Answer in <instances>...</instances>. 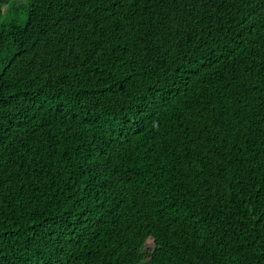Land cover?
Masks as SVG:
<instances>
[{"label": "trees", "instance_id": "1", "mask_svg": "<svg viewBox=\"0 0 264 264\" xmlns=\"http://www.w3.org/2000/svg\"><path fill=\"white\" fill-rule=\"evenodd\" d=\"M0 264H264V0H0Z\"/></svg>", "mask_w": 264, "mask_h": 264}, {"label": "snow or ice", "instance_id": "2", "mask_svg": "<svg viewBox=\"0 0 264 264\" xmlns=\"http://www.w3.org/2000/svg\"><path fill=\"white\" fill-rule=\"evenodd\" d=\"M150 246H152V245H150Z\"/></svg>", "mask_w": 264, "mask_h": 264}]
</instances>
